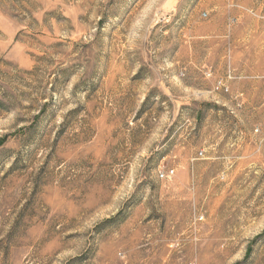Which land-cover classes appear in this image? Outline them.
<instances>
[{
  "label": "rangeland",
  "instance_id": "1",
  "mask_svg": "<svg viewBox=\"0 0 264 264\" xmlns=\"http://www.w3.org/2000/svg\"><path fill=\"white\" fill-rule=\"evenodd\" d=\"M0 264H264V0H0Z\"/></svg>",
  "mask_w": 264,
  "mask_h": 264
},
{
  "label": "built area",
  "instance_id": "2",
  "mask_svg": "<svg viewBox=\"0 0 264 264\" xmlns=\"http://www.w3.org/2000/svg\"><path fill=\"white\" fill-rule=\"evenodd\" d=\"M216 89H217V90H222V91H225V92L227 91L225 85H223L222 82H219V83L217 84ZM170 174H173V172H170ZM160 176H161L162 179L165 178V176H163V175H160ZM166 177H168V176H166Z\"/></svg>",
  "mask_w": 264,
  "mask_h": 264
}]
</instances>
